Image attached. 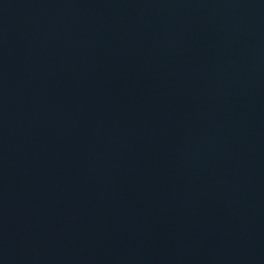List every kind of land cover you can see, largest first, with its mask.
<instances>
[{
    "label": "water",
    "instance_id": "1",
    "mask_svg": "<svg viewBox=\"0 0 264 264\" xmlns=\"http://www.w3.org/2000/svg\"><path fill=\"white\" fill-rule=\"evenodd\" d=\"M0 264H264V0H0Z\"/></svg>",
    "mask_w": 264,
    "mask_h": 264
}]
</instances>
